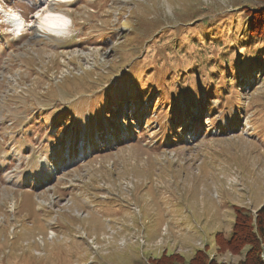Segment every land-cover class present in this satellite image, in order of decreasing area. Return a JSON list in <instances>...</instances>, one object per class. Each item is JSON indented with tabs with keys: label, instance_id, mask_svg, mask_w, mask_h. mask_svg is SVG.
I'll use <instances>...</instances> for the list:
<instances>
[{
	"label": "rangeland",
	"instance_id": "rangeland-1",
	"mask_svg": "<svg viewBox=\"0 0 264 264\" xmlns=\"http://www.w3.org/2000/svg\"><path fill=\"white\" fill-rule=\"evenodd\" d=\"M247 5L264 3L0 0V264L243 257L213 231L264 201ZM53 13L60 32L43 26Z\"/></svg>",
	"mask_w": 264,
	"mask_h": 264
},
{
	"label": "trees",
	"instance_id": "trees-1",
	"mask_svg": "<svg viewBox=\"0 0 264 264\" xmlns=\"http://www.w3.org/2000/svg\"><path fill=\"white\" fill-rule=\"evenodd\" d=\"M257 1L264 3V0ZM242 10L246 33L264 41V5L242 6ZM254 62L259 66L261 64L257 60ZM215 67L216 73L225 70L218 64ZM242 75L244 73H241ZM232 80L231 77L227 78V82ZM220 95L221 93H218V96ZM232 208L233 217L229 230L227 233L222 230H214V244L220 251L243 252V257L236 264H264V201L254 212L247 207L235 204L232 205ZM209 256V250L205 245L204 249H196V253L187 261L180 253L165 251L157 256H149L142 264H230L229 262H218L214 256H210V258Z\"/></svg>",
	"mask_w": 264,
	"mask_h": 264
},
{
	"label": "bare ground",
	"instance_id": "bare-ground-1",
	"mask_svg": "<svg viewBox=\"0 0 264 264\" xmlns=\"http://www.w3.org/2000/svg\"><path fill=\"white\" fill-rule=\"evenodd\" d=\"M13 18L14 19H11V22L15 26L14 31L19 32L21 30L20 29L21 21L16 20L15 17ZM66 20H65V16L60 14L56 16V14L54 15L53 13L51 15H47L46 18L43 19V26L47 31L60 32L62 31V26L64 25V21Z\"/></svg>",
	"mask_w": 264,
	"mask_h": 264
}]
</instances>
